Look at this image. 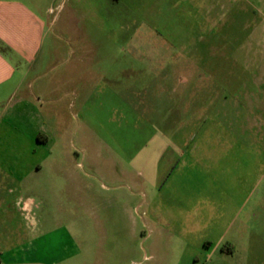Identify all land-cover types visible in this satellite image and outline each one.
Here are the masks:
<instances>
[{"label":"rangeland","instance_id":"1","mask_svg":"<svg viewBox=\"0 0 264 264\" xmlns=\"http://www.w3.org/2000/svg\"><path fill=\"white\" fill-rule=\"evenodd\" d=\"M42 1L29 261L264 264V0Z\"/></svg>","mask_w":264,"mask_h":264},{"label":"crops","instance_id":"2","mask_svg":"<svg viewBox=\"0 0 264 264\" xmlns=\"http://www.w3.org/2000/svg\"><path fill=\"white\" fill-rule=\"evenodd\" d=\"M42 2L0 0V264H34L29 261L28 248L22 249L27 246L24 239L30 237L24 227L38 225L34 217L38 205L26 196L25 183L30 169L31 121L45 129L35 132L37 148L56 141L55 129L43 114L53 109H45L38 96L42 92L38 69L46 43L45 16L52 11ZM29 79L36 82L29 83Z\"/></svg>","mask_w":264,"mask_h":264}]
</instances>
